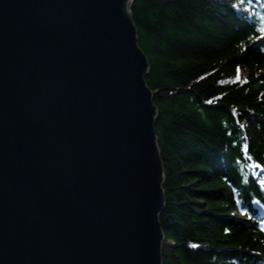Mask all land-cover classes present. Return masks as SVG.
Listing matches in <instances>:
<instances>
[{
  "label": "water",
  "instance_id": "1",
  "mask_svg": "<svg viewBox=\"0 0 264 264\" xmlns=\"http://www.w3.org/2000/svg\"><path fill=\"white\" fill-rule=\"evenodd\" d=\"M132 2L0 0V264H162Z\"/></svg>",
  "mask_w": 264,
  "mask_h": 264
},
{
  "label": "trees",
  "instance_id": "2",
  "mask_svg": "<svg viewBox=\"0 0 264 264\" xmlns=\"http://www.w3.org/2000/svg\"><path fill=\"white\" fill-rule=\"evenodd\" d=\"M130 10L157 108L162 264H264L251 208L264 194V0H133Z\"/></svg>",
  "mask_w": 264,
  "mask_h": 264
},
{
  "label": "snow or ice",
  "instance_id": "3",
  "mask_svg": "<svg viewBox=\"0 0 264 264\" xmlns=\"http://www.w3.org/2000/svg\"><path fill=\"white\" fill-rule=\"evenodd\" d=\"M249 3H251V0H249ZM261 24L264 25V16L261 17ZM259 31L264 34V26H262ZM237 71H239V69H237ZM237 79H239V76H237ZM195 246V245H194Z\"/></svg>",
  "mask_w": 264,
  "mask_h": 264
},
{
  "label": "bare ground",
  "instance_id": "4",
  "mask_svg": "<svg viewBox=\"0 0 264 264\" xmlns=\"http://www.w3.org/2000/svg\"><path fill=\"white\" fill-rule=\"evenodd\" d=\"M243 205V204H242ZM160 221V220H159ZM161 224V223H160ZM162 229V228H161Z\"/></svg>",
  "mask_w": 264,
  "mask_h": 264
}]
</instances>
